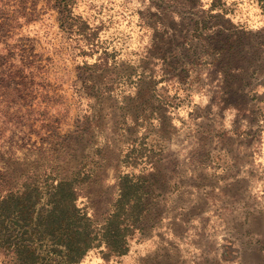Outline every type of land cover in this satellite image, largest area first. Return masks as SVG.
Instances as JSON below:
<instances>
[{
  "label": "rangeland",
  "instance_id": "obj_1",
  "mask_svg": "<svg viewBox=\"0 0 264 264\" xmlns=\"http://www.w3.org/2000/svg\"><path fill=\"white\" fill-rule=\"evenodd\" d=\"M69 6L72 32L40 0L0 36V178L82 165L99 226L145 180L128 254L82 264H264V0Z\"/></svg>",
  "mask_w": 264,
  "mask_h": 264
},
{
  "label": "trees",
  "instance_id": "obj_2",
  "mask_svg": "<svg viewBox=\"0 0 264 264\" xmlns=\"http://www.w3.org/2000/svg\"><path fill=\"white\" fill-rule=\"evenodd\" d=\"M39 1L0 0V36L18 30L28 15L37 16ZM44 1L48 10L58 12L60 28L72 32V0ZM83 169L80 165L70 179L28 174L19 183H8L0 178V264H82L94 250H100L105 261L128 254L129 240L142 229L149 211L145 180L121 176L118 198L99 226L79 205L90 180Z\"/></svg>",
  "mask_w": 264,
  "mask_h": 264
}]
</instances>
